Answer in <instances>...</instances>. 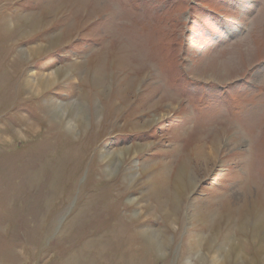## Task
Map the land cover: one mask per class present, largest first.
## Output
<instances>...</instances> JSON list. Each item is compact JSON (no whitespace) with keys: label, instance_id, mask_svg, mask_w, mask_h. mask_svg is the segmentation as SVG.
Here are the masks:
<instances>
[{"label":"rangeland","instance_id":"1","mask_svg":"<svg viewBox=\"0 0 264 264\" xmlns=\"http://www.w3.org/2000/svg\"><path fill=\"white\" fill-rule=\"evenodd\" d=\"M0 264H264V0H0Z\"/></svg>","mask_w":264,"mask_h":264},{"label":"bare ground","instance_id":"2","mask_svg":"<svg viewBox=\"0 0 264 264\" xmlns=\"http://www.w3.org/2000/svg\"><path fill=\"white\" fill-rule=\"evenodd\" d=\"M260 22H261V21H260ZM253 26H254V25H253ZM44 79H46V78H44ZM46 80H47V79H46ZM162 212L165 213L163 210H162ZM139 234H140V233L137 232V236H138ZM138 237H139V236H138ZM150 246L155 247L157 251H158L159 248L161 247V245H160V246H158V244L156 245V242H155V241L150 242ZM146 250H147V249H146Z\"/></svg>","mask_w":264,"mask_h":264}]
</instances>
